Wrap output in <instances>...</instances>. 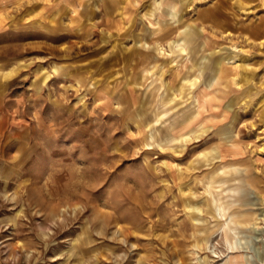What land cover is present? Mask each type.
<instances>
[{
	"label": "rangeland",
	"instance_id": "374dc122",
	"mask_svg": "<svg viewBox=\"0 0 264 264\" xmlns=\"http://www.w3.org/2000/svg\"><path fill=\"white\" fill-rule=\"evenodd\" d=\"M0 264H264V0H0Z\"/></svg>",
	"mask_w": 264,
	"mask_h": 264
},
{
	"label": "bare ground",
	"instance_id": "6f19581e",
	"mask_svg": "<svg viewBox=\"0 0 264 264\" xmlns=\"http://www.w3.org/2000/svg\"><path fill=\"white\" fill-rule=\"evenodd\" d=\"M170 9L172 10V12H171V14H174V8H171L170 7ZM187 42H189V40H186V43ZM176 44V43H175ZM176 47V46H175ZM188 47L186 46V47H184V49L186 50ZM232 49L234 50V51H236V52H240L241 50H238V48L236 47V46H232ZM236 55V54H235ZM236 56H238V55H236ZM236 56H235V58H234V60H232L231 59V62H233V63H236V62H238L237 61V59H236ZM236 59V60H235ZM207 61V60H206ZM206 64V63H205ZM240 67H242L241 65H239ZM205 67H206V65H205ZM203 72V71H202ZM241 74V73H240ZM234 77V76H233ZM237 77V76H236ZM225 78V77H224ZM238 78V77H237ZM236 80V79H235ZM221 81V80H220ZM240 81V80H239ZM236 83L238 82V80H236L235 81ZM239 83V82H238ZM238 83H237V85H238ZM240 85V84H239ZM238 85V86H239ZM168 95V93L166 92L165 93V96H164V98H163V100L167 103V104H172L171 103V98L170 97H168L167 96ZM171 110H172V107H170V108H168V110H166L164 113H162L157 119H156V121H159L160 119H162V118H165V119H169L168 117H169V114H170V112H171ZM193 120L194 119H190V120H184V121H181V122H179V123H173V124H171V126H170V129L172 130V129H174L175 128V126L176 125H180V124H182V123H185V124H187L184 128L186 129V128H188V126L191 124V123H193ZM168 122V121H167ZM177 127V126H176ZM183 136H185V134H183V133H181V137L182 138H184ZM186 137V136H185ZM181 139V138H180ZM203 225V224H202ZM226 235H227V239H229V241H231V229H229V230H227V232H226Z\"/></svg>",
	"mask_w": 264,
	"mask_h": 264
}]
</instances>
